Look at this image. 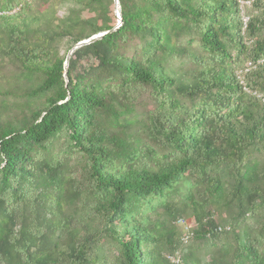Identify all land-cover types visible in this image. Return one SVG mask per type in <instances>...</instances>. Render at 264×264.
Here are the masks:
<instances>
[{
  "label": "trees",
  "instance_id": "16d2710c",
  "mask_svg": "<svg viewBox=\"0 0 264 264\" xmlns=\"http://www.w3.org/2000/svg\"><path fill=\"white\" fill-rule=\"evenodd\" d=\"M64 1L0 0V264H264V0Z\"/></svg>",
  "mask_w": 264,
  "mask_h": 264
},
{
  "label": "rangeland",
  "instance_id": "374dc122",
  "mask_svg": "<svg viewBox=\"0 0 264 264\" xmlns=\"http://www.w3.org/2000/svg\"><path fill=\"white\" fill-rule=\"evenodd\" d=\"M35 2L37 4H39L40 6H44V5H49L52 6V10H54V19L56 18H60L62 16H65L68 13V10L71 8L76 7L74 3L70 2V1H64V0H35ZM63 52V47L61 48ZM8 61L5 60L4 61V69H3V74L6 75V77H9L8 74L13 72V68L11 66H9ZM4 79V77L2 78V80ZM144 99L149 98V93L145 92V94H143L142 96ZM262 161L264 162V158L262 159ZM178 197L176 199H174V201H178ZM178 208H184L181 204L178 205ZM192 210L190 208H185V212L183 213V215H179V216H183L180 217L182 218V220H184L186 222V224H188L190 227H194L196 226L195 224V219L194 216L192 214ZM165 215V214H163ZM166 218V222H165V228L167 229H177L179 234L181 233L180 231H183V228L177 223L176 220H172L169 219L167 216ZM217 220L223 221L227 218V212L225 210H221L220 214L216 215ZM251 225L253 226V223L250 222ZM182 229V230H181ZM195 248L193 249L191 252V256L193 257V259H195L197 262L200 263H204L206 262L211 256L212 253L209 251V249L205 246L198 248V247H192ZM183 254H186L189 252V250L187 248H184L181 250ZM165 256L169 257L170 254H172L170 251H166L164 252ZM101 255L103 257H105L106 260L112 262L113 261V256L114 253L112 252V250L110 249L109 245L105 246V249L101 251Z\"/></svg>",
  "mask_w": 264,
  "mask_h": 264
},
{
  "label": "water",
  "instance_id": "95a60500",
  "mask_svg": "<svg viewBox=\"0 0 264 264\" xmlns=\"http://www.w3.org/2000/svg\"><path fill=\"white\" fill-rule=\"evenodd\" d=\"M113 1H114V4H115V14H116L117 19H118L117 20V25L115 26V27H117V26H119L121 24L120 10H119L118 0H113ZM103 35H104V33H98V34L92 35L88 39L82 40V41L78 42L75 46H73V48L68 52V54L66 56V59H65V62H64V68H65L64 75H65V79H66V68H67L68 61H69V57L71 55L72 50L75 49V48H77V47H79V46H82L84 44L92 43V42L100 39Z\"/></svg>",
  "mask_w": 264,
  "mask_h": 264
},
{
  "label": "built area",
  "instance_id": "2783aa9c",
  "mask_svg": "<svg viewBox=\"0 0 264 264\" xmlns=\"http://www.w3.org/2000/svg\"><path fill=\"white\" fill-rule=\"evenodd\" d=\"M177 223L183 228V231L188 232L190 226H189L188 224H186V222H185L184 220H182V219H178V220H177ZM218 229H220V227H219ZM187 239H188V235L186 234L185 237H184V239H183V241L186 242ZM173 260H174L175 262H177V261H178V258L176 257V258H174Z\"/></svg>",
  "mask_w": 264,
  "mask_h": 264
}]
</instances>
